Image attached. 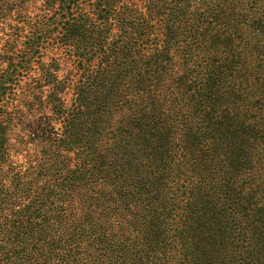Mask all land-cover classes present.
<instances>
[{"label":"trees","instance_id":"16d2710c","mask_svg":"<svg viewBox=\"0 0 264 264\" xmlns=\"http://www.w3.org/2000/svg\"><path fill=\"white\" fill-rule=\"evenodd\" d=\"M42 2L74 78L0 76V264H264V0Z\"/></svg>","mask_w":264,"mask_h":264},{"label":"rangeland","instance_id":"374dc122","mask_svg":"<svg viewBox=\"0 0 264 264\" xmlns=\"http://www.w3.org/2000/svg\"><path fill=\"white\" fill-rule=\"evenodd\" d=\"M42 1L0 0V76L12 71L15 77L10 84L13 91L18 85L30 83L37 77L44 83L50 75L53 76L51 79L60 81L62 77L74 78L75 69L59 40L61 27L57 31L55 26L61 19V12L45 8ZM17 55H23V60ZM42 89L58 93L61 83L55 82L51 88L45 84ZM24 121L34 122L40 134L58 131L57 120L43 115Z\"/></svg>","mask_w":264,"mask_h":264}]
</instances>
